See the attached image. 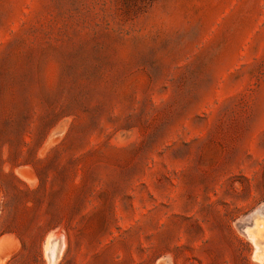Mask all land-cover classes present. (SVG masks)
Segmentation results:
<instances>
[{
    "label": "rangeland",
    "instance_id": "obj_1",
    "mask_svg": "<svg viewBox=\"0 0 264 264\" xmlns=\"http://www.w3.org/2000/svg\"><path fill=\"white\" fill-rule=\"evenodd\" d=\"M54 237L264 264V0H0V264Z\"/></svg>",
    "mask_w": 264,
    "mask_h": 264
},
{
    "label": "bare ground",
    "instance_id": "obj_2",
    "mask_svg": "<svg viewBox=\"0 0 264 264\" xmlns=\"http://www.w3.org/2000/svg\"><path fill=\"white\" fill-rule=\"evenodd\" d=\"M48 247H50V250L48 252L49 264H56L57 260L61 255V251L63 248L62 238L61 237L52 238L50 240V246Z\"/></svg>",
    "mask_w": 264,
    "mask_h": 264
}]
</instances>
